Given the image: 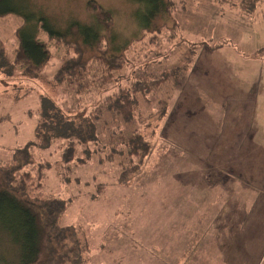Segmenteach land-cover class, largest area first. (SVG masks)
<instances>
[{
  "label": "rangeland",
  "instance_id": "obj_1",
  "mask_svg": "<svg viewBox=\"0 0 264 264\" xmlns=\"http://www.w3.org/2000/svg\"><path fill=\"white\" fill-rule=\"evenodd\" d=\"M169 1L164 42L149 47L154 34L139 19L149 0H14L24 16L62 27L97 28L102 6L112 16L102 34L133 42L123 70L86 79L81 104L46 82L28 90L18 73L0 78V158L34 139L50 88L59 107L87 118L69 170L67 144L40 153L52 167L44 192L65 201L62 224L88 240L86 264H264V0L251 15L241 9L252 0ZM24 16L0 17L9 51ZM58 46L50 81L75 54ZM137 79L144 93L134 91ZM138 137L141 172L126 169L118 147Z\"/></svg>",
  "mask_w": 264,
  "mask_h": 264
},
{
  "label": "trees",
  "instance_id": "obj_2",
  "mask_svg": "<svg viewBox=\"0 0 264 264\" xmlns=\"http://www.w3.org/2000/svg\"><path fill=\"white\" fill-rule=\"evenodd\" d=\"M257 3L258 0H252L247 6L249 11L245 6L241 10L251 15V11L255 13ZM149 4L144 6L139 19L141 15L144 17L142 29H152L154 37L143 45L152 47L156 44L160 47L164 42L163 31L168 25L167 17L173 9L169 0H149ZM101 13L103 16L100 14L102 19L99 16L101 20H98L97 28L77 22L62 27L43 14L24 16L15 9L14 0H0V17L22 15L26 21L18 30L19 46L16 49L9 51L0 40V78H9L18 73L24 77L20 78V82H27L28 90L35 91L38 82H46L56 89V94L64 91L70 97L77 96L79 102L74 99L77 104L86 101L83 96L90 88L86 79L90 80L98 74L109 73L111 76L123 70L122 57L125 59L124 52L133 42L129 40L121 46L114 36L111 44L110 39L102 34L103 30L112 29L109 28L111 12L101 6ZM43 34L46 35L44 40L41 37ZM176 38L171 36L169 40ZM53 43L58 47L68 46L67 50L71 48L75 54L59 67L50 81L45 71L53 56ZM44 76L48 81L43 80ZM147 85L137 79L134 91L144 93L141 90ZM52 91L47 89L34 139L18 149L11 159L0 158V264H86L88 260L89 243L86 237L74 226L62 224L61 213L66 207L65 201L53 193L44 192L43 179L47 180L44 171L52 167L42 159L40 153L58 143L62 146L67 144L68 152H63L61 157L69 170L75 163L72 162L74 155H69L75 153L72 140L82 138L83 124H87L86 116H72V113L59 107L51 96ZM26 93L21 97L30 92ZM65 105L67 107V103ZM144 146L139 137L131 140L121 138L118 141V147L123 151L119 155L127 158V170L140 171L143 167Z\"/></svg>",
  "mask_w": 264,
  "mask_h": 264
}]
</instances>
